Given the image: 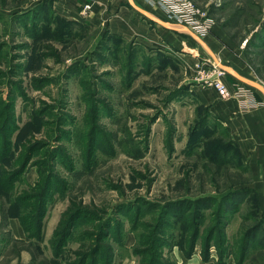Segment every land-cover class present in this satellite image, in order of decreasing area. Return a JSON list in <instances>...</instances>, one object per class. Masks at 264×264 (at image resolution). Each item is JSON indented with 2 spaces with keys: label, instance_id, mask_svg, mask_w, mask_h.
Masks as SVG:
<instances>
[{
  "label": "rangeland",
  "instance_id": "374dc122",
  "mask_svg": "<svg viewBox=\"0 0 264 264\" xmlns=\"http://www.w3.org/2000/svg\"><path fill=\"white\" fill-rule=\"evenodd\" d=\"M188 1L209 22L188 29L264 87V0ZM51 5L0 0V264H264L249 157L196 97L212 58L187 33L144 50Z\"/></svg>",
  "mask_w": 264,
  "mask_h": 264
},
{
  "label": "crops",
  "instance_id": "0c3cea01",
  "mask_svg": "<svg viewBox=\"0 0 264 264\" xmlns=\"http://www.w3.org/2000/svg\"><path fill=\"white\" fill-rule=\"evenodd\" d=\"M50 1H52L51 7L53 11L64 20L75 23L88 21L89 23L96 24L98 26L107 23L109 32L124 38V40L134 42L137 46H142L144 50H152L150 44L158 43L157 39L166 41L168 43V33L170 30L178 33H187L190 35L188 32L189 30H185L183 26L172 22L163 21L157 17L156 14H160L158 9L155 11L157 12L156 14L152 13V11L148 9L149 6H152L150 4V0L132 1L137 7L149 12L154 17L167 23L169 25L168 28L160 24L158 25L163 27L162 30L157 28V26L154 28L151 25L153 23L136 12L129 5L128 0H126L127 4H125L123 0ZM85 4H89L91 9L88 12V17L84 18L81 15V9ZM190 37L193 38L191 35ZM198 38L201 39L200 37ZM194 40L199 44L196 39ZM203 42L219 62H221L219 54L225 57H221L222 59H226V57L230 59L228 53L220 51L216 41L211 40L208 42ZM202 48L205 50L204 47ZM206 53L210 56L207 51ZM212 60L214 59L212 58ZM225 66L231 68L237 75L246 81L257 86H261L257 84L254 79L251 78L250 73L247 72L245 68H242V66L238 63H234L233 61L232 64L231 61ZM230 76L238 82L252 89L258 90L257 88L238 80L234 76ZM228 85H230L228 88L229 91H231V88L233 89L231 83L228 82ZM242 90L244 92L240 98L231 96L229 98L222 99L218 96L216 91L212 89L203 91L197 90L196 97H198V99L208 107L213 117H216L221 123L228 125L232 138L240 147V151L242 154L249 157L248 163L250 165L251 176L253 177L252 186L258 195L259 208L264 214V105H259V103H257L258 99L262 100L263 98H261L260 95L253 90H247L246 88H242ZM258 92L264 96L262 91L258 90Z\"/></svg>",
  "mask_w": 264,
  "mask_h": 264
},
{
  "label": "built area",
  "instance_id": "2783aa9c",
  "mask_svg": "<svg viewBox=\"0 0 264 264\" xmlns=\"http://www.w3.org/2000/svg\"><path fill=\"white\" fill-rule=\"evenodd\" d=\"M167 3H169V5H167ZM158 4L163 6V8L169 9L170 11L172 10V7L178 10L177 13L174 14V16H176L180 20V24H182L181 26L188 29V24H192L195 26L198 25L199 29H201L202 31H208L209 22L206 18L203 19L198 16L199 12L188 0H158ZM90 9L91 6L89 4L83 5L81 14L85 15L90 11ZM191 32L198 36L197 32H195L194 30H192ZM214 69L216 70L214 71L213 78L209 81V85L216 91L218 96L222 99H226L231 96L240 98L243 95V90L236 86V90H234V93L232 94L229 91L228 84L226 83L224 78L226 76V73L216 66H214Z\"/></svg>",
  "mask_w": 264,
  "mask_h": 264
},
{
  "label": "water",
  "instance_id": "95a60500",
  "mask_svg": "<svg viewBox=\"0 0 264 264\" xmlns=\"http://www.w3.org/2000/svg\"><path fill=\"white\" fill-rule=\"evenodd\" d=\"M128 3H129V5H130V6H131L136 12H138V13H139L141 16H143L144 18L148 19L150 22H153V23H155V24H160V25H162V26H164V27H167V28L169 27V25H168L167 23H165V22H163L162 20H160V19L154 17V16L151 15L149 12H147V11H145V10H143V9H141V8H139V7H137L136 5H134V3H133L132 0H128ZM184 28H185V27H184ZM183 30H184V29H183ZM185 30H187V28H185ZM187 31H188V30H187ZM188 32L190 33V35H191L194 39H196V40L199 42L200 45H202V47L205 48V50L210 54V56L214 59V61H216V58L214 57V55L212 54V52L207 48V46L204 44V42H203L201 39H199L195 34H193L190 30H189ZM220 68H221L222 70H224L225 73H228V74L234 76V77L237 78L238 80H240V81H242V82H244V83H247V84H249V85H251V86L257 88L258 90H260V91H262V92L264 93V88H263V87H261V86H257V85H255V84H252V83L246 81L245 79H243L242 77H240L239 75H237V74H236L231 68H229V67H227V66H225V65H222V64H220Z\"/></svg>",
  "mask_w": 264,
  "mask_h": 264
},
{
  "label": "trees",
  "instance_id": "16d2710c",
  "mask_svg": "<svg viewBox=\"0 0 264 264\" xmlns=\"http://www.w3.org/2000/svg\"><path fill=\"white\" fill-rule=\"evenodd\" d=\"M153 23V22H152ZM154 24V23H153ZM227 199V198H226ZM259 204V203H258ZM73 211V210H72ZM71 210H70V212L69 213H66V215L68 216V214H69V218L67 219V226L65 227V229H64V232L63 233H61L60 235H59V232H60V229L62 228V225H63V223H64V221H63V219L65 220V216L62 218V220H61V222H60V224L57 226V228H56V230H55V233H54V235H55V239L53 240V244L55 243V241H58L57 239H58V237H61L62 236V238L60 239V243H63V241L66 239V237L69 235V232H70V229H71V225H72V222H74V220H75V218L76 217H78V216H75V215H72V212ZM72 212V213H71ZM78 213H80V212H78ZM72 215V216H71ZM80 216V215H79ZM261 226L260 225H255L254 227H252L251 229H249V230H247V234L246 235H244V243H246L247 244V242H248V239L250 238V236H249V234L250 233H252L253 234V232H256L259 228H260ZM105 231V233L107 234V228L104 230ZM59 235V236H58ZM196 236H197V231L195 230V234H194V236H192V240H191V242H193V244H194V242H195V238H196ZM225 241V240H224ZM192 244V245H193ZM83 257L81 258V259H79V261H77V263H80V262H82V263H85V262H87L88 260H89V258H88V256H85V255H82ZM85 256V257H84Z\"/></svg>",
  "mask_w": 264,
  "mask_h": 264
},
{
  "label": "bare ground",
  "instance_id": "6f19581e",
  "mask_svg": "<svg viewBox=\"0 0 264 264\" xmlns=\"http://www.w3.org/2000/svg\"><path fill=\"white\" fill-rule=\"evenodd\" d=\"M214 61V60H213ZM215 63H214V65L216 66V67H218V68H220V62L218 61V59L216 60V61H214ZM221 69V68H220ZM224 71V70H223ZM225 72V71H224Z\"/></svg>",
  "mask_w": 264,
  "mask_h": 264
}]
</instances>
